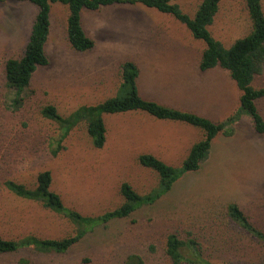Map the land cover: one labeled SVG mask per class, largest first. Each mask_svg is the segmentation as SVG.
Masks as SVG:
<instances>
[{
	"label": "rangeland",
	"instance_id": "obj_1",
	"mask_svg": "<svg viewBox=\"0 0 264 264\" xmlns=\"http://www.w3.org/2000/svg\"><path fill=\"white\" fill-rule=\"evenodd\" d=\"M202 1L174 0L191 16ZM114 5L110 13L102 9L86 13L84 21L95 31V46L81 52L68 39V6L52 4L55 18L46 44L49 63L38 68L25 92L24 103L15 107L14 90L6 82L5 64L10 58L23 55L38 6L28 0L0 3V236L5 239L16 240L30 234L63 238L76 231L66 217L8 190L7 180L33 188L38 174L49 170L52 189L67 206L84 215H100L124 203L122 183L128 182L140 194L158 186L159 174L139 162V156L154 148L156 141L162 146L158 151L161 156H156L180 167L188 155L180 148L188 147V137L197 138L191 145L200 140L203 130L194 127L195 132L189 134L184 128L192 127L189 124L159 119L161 122L156 125L149 120L150 115L141 111L104 113V147L93 145L83 121L64 140L63 148L52 153L59 128L42 115L46 105H55L67 116L83 105H96L122 95L125 91L120 89L121 66L127 60L145 64L148 70L143 81L137 80V86L141 92L158 97L152 99L158 103L161 98L177 100L171 91L183 82L178 76L183 69L200 70L206 43L196 39L172 14L142 4ZM109 16L118 19L115 25L122 33L106 34L113 25ZM149 16L154 20L151 37L133 39L126 35L131 27L129 19ZM210 30L227 48L248 35L252 21L246 0H221ZM152 52V60H145L144 55ZM226 76L216 78L213 88H208L214 90L215 101L221 100L220 84L226 83ZM232 84L231 96L237 94L239 103L235 108L231 105L232 111L220 122L239 114L235 132L232 136L221 132L213 139L210 156L200 169L185 173L171 191L129 217L96 227L65 253L46 254L25 248L0 254V264H19L21 258H28L33 264H124L133 253L140 254L145 264H174L166 251L171 233L183 240L193 238L213 264H264V244L240 230L227 215L228 204L237 203L264 231V134L255 130L250 115L241 114V91L233 79ZM253 85L264 88V67ZM176 90L181 91L179 86ZM198 91L207 93L206 89ZM257 105L264 116V97ZM226 107L229 109V105ZM178 152L184 157H178Z\"/></svg>",
	"mask_w": 264,
	"mask_h": 264
},
{
	"label": "trees",
	"instance_id": "obj_2",
	"mask_svg": "<svg viewBox=\"0 0 264 264\" xmlns=\"http://www.w3.org/2000/svg\"><path fill=\"white\" fill-rule=\"evenodd\" d=\"M6 0H0L4 2ZM20 1V0H19ZM38 6V12L32 27L30 39L23 55L10 58L5 64V77L8 87L14 90L13 105L20 107L25 100V92L30 87L35 72L41 66L49 63L46 44L51 30V8L56 2L69 8L67 18V35L72 47L77 51H88L95 46V41L85 31L82 25V10L84 8L97 10L104 5L117 3L142 4L155 8L163 13L172 14L177 20L187 26L196 39L203 40L206 46L202 52L200 68L207 70L221 66L230 72L232 79L241 91L240 112L251 116L255 130L264 134V116L257 101L264 97V88L253 85L254 78L264 67V10L262 0H246L252 21L251 32L237 39L229 48L216 39L210 26L219 11L221 0H203L195 15L184 12L174 0H28ZM120 89L125 91L105 99L96 105H83L67 116L62 115L55 105L48 104L42 109V115L54 121L59 128L58 136L52 144V153L57 154L64 140L81 122L87 123V131L93 145L102 148L107 141V127L104 113H120L127 111H144L158 119H170L186 122L201 128L205 135L191 148L188 156L180 167H174L152 154H141L139 162L155 170L160 177L159 184L147 194H140L131 184L124 182L121 193L124 203L100 215H84L80 211L67 206L61 195L52 189V173L44 170L38 174L37 184L31 188L14 180H7L8 190L23 199L37 201L45 208L60 214L70 220L75 226L74 234L63 238H42L27 235L20 239H5L0 236V254L16 252L20 249L33 248L41 253H65L80 242L96 227L112 220L129 217L144 205H150L171 191L174 184L189 171H196L210 156L213 139L223 133L232 136L234 124L239 114L230 115L223 122H214L198 114L176 109L144 99L139 92L137 80L139 68L136 62L127 60L121 66ZM227 215L240 230L253 239L264 244V231L257 227L237 203L227 206ZM188 251V255L185 253ZM167 254L174 264H213L202 253L199 244L193 239H181L171 233L167 237ZM19 264H33L28 258H21ZM124 264H145L140 254H130ZM226 264V263H223Z\"/></svg>",
	"mask_w": 264,
	"mask_h": 264
},
{
	"label": "crops",
	"instance_id": "obj_3",
	"mask_svg": "<svg viewBox=\"0 0 264 264\" xmlns=\"http://www.w3.org/2000/svg\"><path fill=\"white\" fill-rule=\"evenodd\" d=\"M114 6L115 5L112 4V5H104L100 9H97V10H91V9H87V8H84L82 10V25H83V28L85 29L86 33L91 38H93V34H94L93 32H95V31H92L90 28H88L86 26L85 21H84L86 13H91V12L98 11L101 9L105 10L106 13H110V9ZM68 15H69V13H68ZM68 15H67V18H68ZM110 17L111 16H109V18ZM54 18H55V15L53 16V12L51 10V30H52V26L54 23ZM65 18H66V14H65ZM129 21L131 22V27H129L126 31V35L128 37L133 38V39H135V38L144 39V38H149L152 36V34H153L152 25H153L154 20L150 16L146 19L139 18L138 20H136L135 18H131V19H129ZM117 22H118V19L112 18L113 25L110 27V31H107L106 34L122 33V32H120L121 30L118 27H116V25H115ZM133 22L135 25H132ZM136 24L137 25L140 24L138 28L136 27ZM66 29H67V20H66ZM96 29L97 30L99 29L98 24L96 26ZM51 30H50V33H51ZM134 42H135V40H134ZM144 56H145L144 59L148 60V61H151L152 58L154 57L153 52L148 53ZM133 61L136 62L138 65V68H139L138 80L141 82V81H143V76L148 69L145 67V64L140 66L141 64H139L135 59ZM148 65L150 66V64H148ZM225 73L227 74V76L225 75ZM229 73L225 72L223 70V67H221V66H216L214 68H210L207 70H202L200 68V70L196 69L194 72L183 69L181 71V73L178 75L180 79H183V82L179 83L177 85L180 87L181 91L178 92L176 90L177 86L173 87L172 91H171V93L176 96L177 100L176 101H167L164 98H161L158 100L160 101V103L165 104V105L169 104L176 109H180V110H184V111H188V112L198 114V115L206 117V118H208L214 122H220V120H222L224 117H226L232 111V109H230L231 105L235 108V107H237V104L239 103L238 102L239 99L237 97V94L235 96L237 99V102H235V97L231 96L232 89L234 90V88H233V84H232L231 75ZM219 74H221V75H219ZM225 76L227 77L226 83L220 84L221 85L220 88L222 90L221 91V100L215 101L214 100V90L208 89V88L210 87V85H212V88H213L214 82L218 81L216 78L225 77ZM141 77H142V79H141ZM187 77H189V78H187ZM198 89H206L207 93H199ZM139 91H140V95L144 99L152 100V99L158 98V97H155L153 95L145 94V93L141 92V88H139ZM191 102H193L194 104H189ZM227 105H229V109H227V107H226ZM138 111H140V110H138ZM138 111H131V112L138 113ZM141 112L147 113L144 111H141ZM148 115H150V114H148ZM150 117H152V118H149V120H151L152 123L154 120L156 125L161 122L159 119H157L156 117H154L152 115H150ZM171 121H175L174 123H178L180 125H186V124L188 125V123L182 122V121H177V120H171ZM189 125H191V124H189ZM191 126L192 127H190V128L187 126H184V128L186 129V131L189 134H193L195 132V129H196V128H194L196 126H194V125H191ZM189 129H190V132H189ZM204 135H205L204 131L201 132V135H200L201 137L199 139L200 140L203 139ZM196 140H197V138L193 139L191 135L188 137V147L180 148V149L186 150V152L184 154H186V153L189 154L188 150L190 152L191 148L193 147V145L195 143L193 145H191V144H192V142H194ZM153 146H155V147L144 152V153H142V154H151V153H147V152H152L153 153L152 155H154V156H156V155L161 156L158 153L160 147H162V146H160V142L156 141L155 145H153ZM211 149H212V147H211ZM177 156L178 157H184V156H181L179 154V152L177 153Z\"/></svg>",
	"mask_w": 264,
	"mask_h": 264
}]
</instances>
